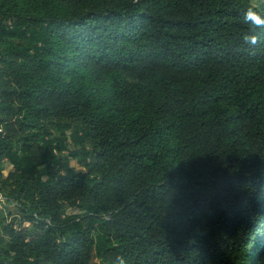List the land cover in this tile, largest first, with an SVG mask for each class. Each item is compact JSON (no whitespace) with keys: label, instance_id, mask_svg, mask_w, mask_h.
<instances>
[{"label":"trees","instance_id":"1","mask_svg":"<svg viewBox=\"0 0 264 264\" xmlns=\"http://www.w3.org/2000/svg\"><path fill=\"white\" fill-rule=\"evenodd\" d=\"M0 193V264H264V5L0 0Z\"/></svg>","mask_w":264,"mask_h":264},{"label":"rangeland","instance_id":"2","mask_svg":"<svg viewBox=\"0 0 264 264\" xmlns=\"http://www.w3.org/2000/svg\"><path fill=\"white\" fill-rule=\"evenodd\" d=\"M251 2L257 7H260V4L264 5V0H251ZM8 212L11 213V215L7 217L8 223L11 222L15 218L16 220H18V218L20 217V213H19V210L16 204L13 203L12 201H8L3 196L2 200H0V220L2 219V216H6ZM1 228L2 226L0 223V236H2Z\"/></svg>","mask_w":264,"mask_h":264},{"label":"built area","instance_id":"3","mask_svg":"<svg viewBox=\"0 0 264 264\" xmlns=\"http://www.w3.org/2000/svg\"><path fill=\"white\" fill-rule=\"evenodd\" d=\"M2 198H3V196H2V194L0 193V200H2Z\"/></svg>","mask_w":264,"mask_h":264}]
</instances>
